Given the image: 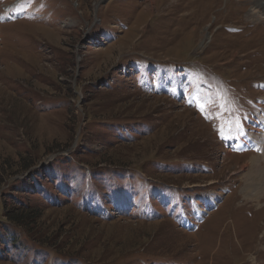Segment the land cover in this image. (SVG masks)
Returning <instances> with one entry per match:
<instances>
[{"label": "rangeland", "instance_id": "374dc122", "mask_svg": "<svg viewBox=\"0 0 264 264\" xmlns=\"http://www.w3.org/2000/svg\"><path fill=\"white\" fill-rule=\"evenodd\" d=\"M250 2L0 0V264H264Z\"/></svg>", "mask_w": 264, "mask_h": 264}, {"label": "bare ground", "instance_id": "6f19581e", "mask_svg": "<svg viewBox=\"0 0 264 264\" xmlns=\"http://www.w3.org/2000/svg\"><path fill=\"white\" fill-rule=\"evenodd\" d=\"M250 8L248 10V18L249 20L253 21L254 23H264V0H250ZM243 2V1H242ZM240 14V13H239ZM175 27V26H174ZM181 29V28H180ZM176 33V32H175ZM258 125H262V124H258ZM261 129V128H260ZM255 139V146H259L258 143H256V138ZM253 139V140H254ZM246 142V140H243V143ZM262 144V143H261ZM263 147V146H261ZM261 149V148H260ZM259 150V147H258ZM261 152V151H260ZM261 154L263 155L262 158H264V151L261 152ZM216 198L215 199H207V203L209 204V206H211V204L215 205L216 203ZM171 209V208H170ZM199 211L201 212L202 209L198 208Z\"/></svg>", "mask_w": 264, "mask_h": 264}, {"label": "trees", "instance_id": "16d2710c", "mask_svg": "<svg viewBox=\"0 0 264 264\" xmlns=\"http://www.w3.org/2000/svg\"><path fill=\"white\" fill-rule=\"evenodd\" d=\"M7 220H9L11 223H14L15 225L22 226V225H27V226H32L35 224L36 220L38 218L40 219V216L37 215V213L34 212V210H25V209H20V210H11L7 212Z\"/></svg>", "mask_w": 264, "mask_h": 264}]
</instances>
